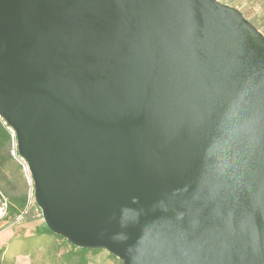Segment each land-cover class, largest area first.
<instances>
[{"label":"water","instance_id":"1","mask_svg":"<svg viewBox=\"0 0 264 264\" xmlns=\"http://www.w3.org/2000/svg\"><path fill=\"white\" fill-rule=\"evenodd\" d=\"M0 118L73 247L264 264V36L237 8L0 0Z\"/></svg>","mask_w":264,"mask_h":264},{"label":"trees","instance_id":"2","mask_svg":"<svg viewBox=\"0 0 264 264\" xmlns=\"http://www.w3.org/2000/svg\"><path fill=\"white\" fill-rule=\"evenodd\" d=\"M240 11L244 12L250 22L246 7H242ZM254 26L260 30L255 24ZM9 129V126L0 118V203L2 206L5 204L3 220L13 222L16 219H25V222H31L32 220L26 221V215L29 213L32 203L33 187L29 197L26 188L18 186V182L21 180L25 185L26 181L22 173L23 166L16 159L20 157L16 151L14 136ZM27 243L35 244L32 251L40 248V244L47 243L49 249L45 258L50 264H94L91 259L102 252L100 250L77 249L62 237L53 234L44 223L34 228L33 235L26 238ZM28 251L26 246V255L30 254ZM107 258L116 260L110 254H107ZM0 264H15L13 259L5 256L4 247L0 248Z\"/></svg>","mask_w":264,"mask_h":264},{"label":"rangeland","instance_id":"3","mask_svg":"<svg viewBox=\"0 0 264 264\" xmlns=\"http://www.w3.org/2000/svg\"><path fill=\"white\" fill-rule=\"evenodd\" d=\"M220 1L229 5L226 0ZM241 5L242 7H246V12L249 18L260 29L259 31L264 36V0H241ZM240 12L247 19L244 12ZM251 21L250 23L254 26ZM12 155L14 156V153H12ZM16 159L23 166L22 173L26 181L25 185L21 180L18 182V186L23 189L26 188V192L30 197L32 184L29 173L26 169L25 163L20 158ZM34 204V199H32L29 213L26 215V221L32 220L31 222H25V219H16L13 222H7L3 220L4 215L2 214V205L0 203V248H5V256L7 258L13 259L15 264H50L48 259L45 258L49 249L47 243H38L41 247L37 248L35 251H32L35 247L34 243L26 244V238L33 235L34 228L43 224L40 210L36 205L34 206ZM26 246L27 250H29L28 253H30L28 255H26ZM32 254L33 256H31ZM107 254V252L102 251L99 255L93 257L91 260H93L94 264H119L120 261L117 258H115L116 260L108 259Z\"/></svg>","mask_w":264,"mask_h":264},{"label":"crops","instance_id":"4","mask_svg":"<svg viewBox=\"0 0 264 264\" xmlns=\"http://www.w3.org/2000/svg\"><path fill=\"white\" fill-rule=\"evenodd\" d=\"M226 1L232 7H235L238 10H241L242 9L241 0H226Z\"/></svg>","mask_w":264,"mask_h":264},{"label":"built area","instance_id":"5","mask_svg":"<svg viewBox=\"0 0 264 264\" xmlns=\"http://www.w3.org/2000/svg\"><path fill=\"white\" fill-rule=\"evenodd\" d=\"M5 207V204L3 205ZM2 206V214L4 215L5 211H4V207Z\"/></svg>","mask_w":264,"mask_h":264}]
</instances>
